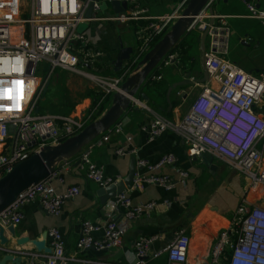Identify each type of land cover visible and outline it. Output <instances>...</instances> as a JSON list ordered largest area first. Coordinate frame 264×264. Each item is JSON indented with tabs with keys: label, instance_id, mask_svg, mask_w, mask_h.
Masks as SVG:
<instances>
[{
	"label": "built area",
	"instance_id": "built-area-1",
	"mask_svg": "<svg viewBox=\"0 0 264 264\" xmlns=\"http://www.w3.org/2000/svg\"><path fill=\"white\" fill-rule=\"evenodd\" d=\"M104 1L0 0V177L46 145H58L82 131L89 121H94L99 106L108 96L121 91L122 83L133 71L132 66L137 65L152 48L155 38L164 35L178 16V13L153 15L142 4L143 0H125L128 3L126 11L103 15L106 12L102 10ZM240 1L246 6L248 16L259 20L264 28V9L259 0ZM215 19L218 23L211 25L210 21ZM97 21H145L135 33L137 57L132 58L130 66L120 75L110 76L104 72L103 52L95 48L86 29L79 31L81 24ZM193 29L208 30L209 46L204 54V65L217 87L205 86L193 101L189 113L180 121L156 114L142 130L148 141H154L168 131L178 134L189 157L210 155L221 161L244 177L249 190H261L264 200V76L244 70L227 57L230 28L223 15L205 10ZM41 61L50 64L45 79L35 75ZM175 61V56L169 55L159 68ZM57 68L90 80L97 90V104L85 113L41 114L38 104ZM157 79L161 80L162 76H153V80ZM132 102L148 108L139 98ZM123 127L122 123L116 124L86 146L79 156L86 177L100 187L118 184L123 177L107 175L104 166L93 160V149L122 133ZM137 152L135 146L125 144L116 150L121 156H136ZM177 164L178 157L173 152L164 154L155 163L138 159L137 166L141 169L137 170L133 182L122 194L107 202L108 221L104 226L91 220L82 223L78 248L103 251L122 246L130 221L158 206L155 201L133 204L128 191L143 189L145 185H158L167 190L174 188L175 177L152 172L170 166L182 181L188 179L189 173ZM143 169L152 172L145 174L141 172ZM59 174L57 168L49 177L22 191L0 212V224L17 227L24 219V207L36 199L48 213L59 215L64 205L81 191L75 185L62 193L57 192L53 181ZM165 204L169 202L165 201ZM118 213L122 214L120 221L116 220ZM100 229L101 235L97 236ZM48 235L51 253L27 249L8 251L21 256V264H71L74 261L82 264H149L164 254L169 264H187L191 245L188 229L180 227L161 249L153 248L159 235L138 238L134 258L118 263L75 258L67 254L66 241L59 228L51 227ZM211 255L210 264H264V206L251 203L245 197L231 224L220 231Z\"/></svg>",
	"mask_w": 264,
	"mask_h": 264
},
{
	"label": "crops",
	"instance_id": "crops-1",
	"mask_svg": "<svg viewBox=\"0 0 264 264\" xmlns=\"http://www.w3.org/2000/svg\"><path fill=\"white\" fill-rule=\"evenodd\" d=\"M216 2L217 0H214L209 8H214V14L223 15L224 21L230 28L227 57L244 70L257 76H264V28L261 22L248 16L246 6L240 0H219L217 9L214 6ZM186 3L185 0L142 1L153 15L180 14ZM259 5L264 9V0H259ZM111 13H114L112 8ZM103 22L90 23L86 32L95 48L103 52L104 72L110 76L120 75L130 66L132 60L131 55V59L124 62L121 71L115 70L114 63L120 51V38L125 46L133 47L134 53L138 42L136 29L142 22L111 21L115 23L114 25H119L122 32L115 34L117 39L114 45L89 33L92 24ZM214 22L218 23V19ZM128 30H132L134 39L128 35ZM203 34L204 31L193 29L189 32L188 38L185 36L184 53L183 50L172 52L171 55L175 56L176 61L160 68L162 79H157L154 85H144L138 92L137 98L148 108L132 102V107L125 114L123 132L104 145L96 146L92 152L93 160L104 166L107 175L120 176L123 179L129 174L134 155H118L116 150L119 146L124 144L129 147L135 146L138 150L136 157L148 159L151 163L157 162L164 154L173 152L178 157L177 166L189 173L188 179L182 181L170 166L151 171L155 174L175 177L174 188L167 190L158 185H145L143 189L128 191L133 204L155 201L158 206L130 221L122 246L103 251L96 248L82 250L77 246L82 223L91 220L103 227L108 221L109 209L107 203L102 204L97 195L100 186L86 177V171L80 164H76L77 160L62 162L58 167L60 174L53 181L56 191L62 193L68 187L77 185L81 189L80 193L64 205L59 215L48 213L38 199L26 205L23 209L24 219L16 227V238H12L6 231V237L11 239L8 248L35 250L31 242L18 246L16 244L18 237H29L31 240L40 241L46 239V245L50 247L51 238L49 235L45 238V234L51 227H57L64 235L68 255L81 260L125 263L134 258V245L138 238L159 235L160 238L154 242L153 248L161 249L173 239L174 232L178 228L186 227L191 236L187 264H210L212 246L220 231L229 226L242 200L247 197L251 203L264 206L261 190H249L244 177L235 170L210 155L189 157L186 146L178 134L168 131L154 141H148L147 134L142 130V127L149 124L156 114L180 121L189 113L193 101L205 86L217 87V84L210 80L209 75L206 76L203 50L204 47L209 46V39L207 35L203 43ZM193 46L197 47V51L192 53ZM165 68L168 69V74L164 72ZM58 77L57 75V80ZM188 77L192 80L190 84L173 87L174 84H179ZM70 84L72 83H68L67 86L70 87ZM46 91L48 88L45 90L47 94ZM143 94L146 98L142 97ZM95 99L96 94L93 91V93L81 94L80 98L71 102L67 108H63L64 103L56 101L53 111L45 114L85 113L93 106ZM38 108L40 111L39 106ZM141 172L151 173L147 169ZM165 201L169 204H165ZM121 218L122 214L118 213L116 220L120 221ZM101 231L100 229L96 235L100 236ZM71 264H82V262L74 261ZM149 264H169L168 257L164 254Z\"/></svg>",
	"mask_w": 264,
	"mask_h": 264
},
{
	"label": "water",
	"instance_id": "water-1",
	"mask_svg": "<svg viewBox=\"0 0 264 264\" xmlns=\"http://www.w3.org/2000/svg\"><path fill=\"white\" fill-rule=\"evenodd\" d=\"M214 0H188L184 9L178 14L176 20L170 29L152 46V48L137 63L133 71L127 76L121 85V91L113 93L105 111L97 119L88 124L82 131L66 139L58 145H46L40 152L34 153L30 158L17 163L11 171H8L0 177V212L10 205L16 197L30 185L39 182L52 173H54L62 162L68 160H77L82 151L90 143L99 138L118 123H124L125 114L132 107V100L137 98L140 89L146 85L150 75L155 69L160 67L164 60L171 55L172 51L178 46L182 39L193 30L197 18L207 10ZM112 8L115 14H120L127 10L128 3L125 0H105L102 4V10ZM209 12L214 14V8H209ZM214 20L210 21L212 25ZM208 30L204 31L202 41L205 43ZM120 51L115 60V70L121 71L124 62L131 59L133 47L125 46L120 38ZM204 47L203 53L205 54ZM203 54V58H204ZM208 77V74L206 73ZM192 82L189 77L185 81L174 84L173 87L185 86ZM142 97L146 98L143 94ZM138 158L132 157L129 174L118 184L108 187H100L97 195L102 204L107 203L110 199L122 194L126 186L130 185L141 167L137 166ZM8 231L12 238H16L17 230L13 225L5 228L0 224V264H21L22 257L16 256L8 250L11 239L6 237ZM48 233L45 234V238ZM31 242L38 252L51 253V247L46 245L45 240L29 239V237H18L16 244L18 246Z\"/></svg>",
	"mask_w": 264,
	"mask_h": 264
},
{
	"label": "rangeland",
	"instance_id": "rangeland-1",
	"mask_svg": "<svg viewBox=\"0 0 264 264\" xmlns=\"http://www.w3.org/2000/svg\"><path fill=\"white\" fill-rule=\"evenodd\" d=\"M27 1L28 0H25V2ZM219 3H220L219 0H217V2L214 4L216 9L219 6ZM107 10L103 15L112 14L110 7ZM114 24L111 23V21H104L103 23H99V24L94 23L92 24L89 33L91 36L97 35L101 38V40L111 42L114 45L117 39L115 34L122 33L121 27L119 25H114ZM89 26H90L89 23H83L79 26V31H83L87 29ZM127 33L132 39L135 38V35L132 32V30L130 31L128 30ZM186 36L188 38L189 33ZM194 51H197L196 46H193L192 53ZM136 54H137L136 52L132 54L133 59L137 57ZM49 70H50V64L47 61H41L38 63L36 67L35 75L37 77H43V79H45ZM164 72H166L167 74L169 73L168 69L166 68ZM57 75L59 76L58 80H57ZM68 83H72L73 85L70 84L71 86L68 87L67 86ZM47 88H48V91H46L47 94L45 93L46 95L42 97V99L38 104V106L40 107L41 114L52 112L54 107H56L55 105L56 101L64 103L63 108H67L71 102L73 103L74 100L79 99L81 94L93 93V91L96 94L97 91L90 80L82 76L76 75L74 73L61 70L60 68H57L55 72L52 74L50 81L47 85ZM89 123L90 121L88 122V124Z\"/></svg>",
	"mask_w": 264,
	"mask_h": 264
},
{
	"label": "trees",
	"instance_id": "trees-1",
	"mask_svg": "<svg viewBox=\"0 0 264 264\" xmlns=\"http://www.w3.org/2000/svg\"><path fill=\"white\" fill-rule=\"evenodd\" d=\"M142 23L141 24H144L143 21H141ZM163 35L159 36V37H156L155 40H154V44L162 37ZM185 38V37H184ZM184 38L182 39V41L178 44V46L172 51V52H175V51H178L180 52L181 50H183V53H184V46H185V41H184ZM153 44V45H154ZM172 54V53H171ZM136 64H134L132 66V70L135 68ZM160 75V68L158 67L157 69H155L153 71V73L150 75L149 77V80L147 81L146 85H154L156 84V80H153V76H158ZM96 97H97V93H96ZM111 99V95L107 97V100L102 103L97 112H96V116H95V119L99 116H101V114L105 111L106 107H107V104L109 103ZM97 104V99H95L94 103H93V106H95Z\"/></svg>",
	"mask_w": 264,
	"mask_h": 264
}]
</instances>
